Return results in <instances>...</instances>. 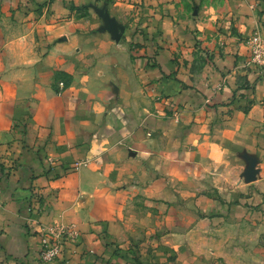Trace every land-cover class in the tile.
Wrapping results in <instances>:
<instances>
[{"label":"rangeland","instance_id":"obj_1","mask_svg":"<svg viewBox=\"0 0 264 264\" xmlns=\"http://www.w3.org/2000/svg\"><path fill=\"white\" fill-rule=\"evenodd\" d=\"M157 1L22 0L11 9L0 5V28L8 30L0 37L37 45L38 36H27V30L46 31L43 43L47 31L73 23L79 25L76 34L106 33L126 53V115L131 113L127 120L133 130L126 138L116 132L111 140L115 151L123 147L131 173L127 179L116 178L108 187L114 193L107 195L109 203L119 206L117 221L125 242L102 234L105 249L121 263L264 264V99L224 96L233 72L248 74L254 88L264 82V0H207L205 5V0H169L172 7L164 6V11L177 20L163 29L161 17L167 15ZM100 13L115 21L118 41ZM4 14H9L3 16L6 22ZM174 30L170 40L176 42L168 48L164 35ZM52 39L46 42L48 51L67 41L66 36ZM165 46L174 57L170 73L156 62ZM235 48L243 53L231 71L219 60L233 56ZM47 53L38 56L43 59ZM222 66L230 70L225 73ZM63 81L70 85V79H55L53 90ZM88 165L85 159L69 170ZM30 218L29 227H40V247L42 228H67L60 254L50 264H69L60 258L80 231L59 220L41 226ZM38 264H43L39 254Z\"/></svg>","mask_w":264,"mask_h":264},{"label":"crops","instance_id":"obj_2","mask_svg":"<svg viewBox=\"0 0 264 264\" xmlns=\"http://www.w3.org/2000/svg\"><path fill=\"white\" fill-rule=\"evenodd\" d=\"M21 1L0 0V5L11 9ZM168 1H157L167 15L161 17L162 29L177 20L173 12L164 11L172 7ZM7 15L1 16L3 22ZM78 28L71 23L47 31L49 37L43 43L41 35L46 31L27 30V36H38L37 45H18L14 39L0 37V264H38L40 227H29L26 221L30 217L41 226L59 220L80 231L78 241L66 244L60 258L68 259L69 264H123L105 249L102 234L119 238L115 239L118 244L125 242L117 221L119 206L109 203L107 195L114 193L108 187H113L116 178L124 180L131 173L123 147L115 151L111 140L116 132L126 138L133 130L127 120L131 113L126 115L130 75L125 68L130 62L108 34L85 36L76 34ZM5 30L0 28V35ZM166 34V41L162 40L169 48L176 42L170 40L175 30ZM62 36L67 41L48 51L46 42ZM166 46L156 62L162 72L170 73L175 68L174 57ZM40 52L48 53L41 59ZM242 53L235 48L233 56H223L219 62L232 71ZM229 70L221 67L225 73ZM228 76L226 98L249 100L246 95H250L264 99V82L254 88L248 74ZM63 78L70 79V85L54 91V80ZM22 122L25 132L20 128ZM85 159L89 160L87 167L69 170L74 162Z\"/></svg>","mask_w":264,"mask_h":264},{"label":"built area","instance_id":"obj_3","mask_svg":"<svg viewBox=\"0 0 264 264\" xmlns=\"http://www.w3.org/2000/svg\"><path fill=\"white\" fill-rule=\"evenodd\" d=\"M253 40L256 42L257 38ZM63 86V82H59V87L62 88ZM41 232L39 260L43 264H50L60 254V239L68 233V230L66 227L57 224L50 228H42Z\"/></svg>","mask_w":264,"mask_h":264},{"label":"water","instance_id":"obj_4","mask_svg":"<svg viewBox=\"0 0 264 264\" xmlns=\"http://www.w3.org/2000/svg\"><path fill=\"white\" fill-rule=\"evenodd\" d=\"M100 16L107 24V31L110 32L113 35V38L118 41L119 39V33L117 29V25L113 19H110L106 14L100 13ZM122 30V28H121Z\"/></svg>","mask_w":264,"mask_h":264},{"label":"trees","instance_id":"obj_5","mask_svg":"<svg viewBox=\"0 0 264 264\" xmlns=\"http://www.w3.org/2000/svg\"><path fill=\"white\" fill-rule=\"evenodd\" d=\"M63 84H64V81H63Z\"/></svg>","mask_w":264,"mask_h":264}]
</instances>
